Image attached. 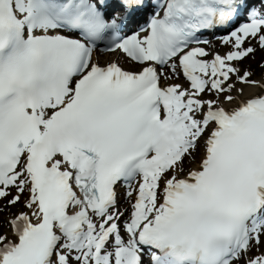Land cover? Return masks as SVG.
<instances>
[{
	"label": "snow or ice",
	"instance_id": "snow-or-ice-1",
	"mask_svg": "<svg viewBox=\"0 0 264 264\" xmlns=\"http://www.w3.org/2000/svg\"><path fill=\"white\" fill-rule=\"evenodd\" d=\"M0 264H264V0H0Z\"/></svg>",
	"mask_w": 264,
	"mask_h": 264
}]
</instances>
